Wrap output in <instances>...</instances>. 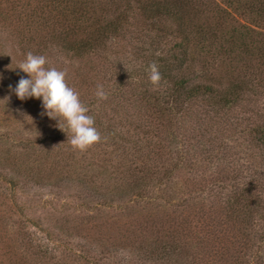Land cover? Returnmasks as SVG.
<instances>
[{
  "label": "rangeland",
  "instance_id": "374dc122",
  "mask_svg": "<svg viewBox=\"0 0 264 264\" xmlns=\"http://www.w3.org/2000/svg\"><path fill=\"white\" fill-rule=\"evenodd\" d=\"M137 46L132 41L114 47L110 63L71 60L58 50L45 55L46 66L66 70L67 83L82 102L83 85L103 86L106 99L98 100L95 89L87 97L98 101L89 114L96 127L112 129L113 137L129 140L130 144L122 143L129 152L137 145L146 147L152 139L147 136L150 128L130 90L121 99L110 95L114 79L107 69L112 65L114 71L137 78L142 68L134 70L133 54L144 45ZM26 53L0 26V264H11L8 258L13 255L27 264L37 260L32 248L25 247L27 233L36 234L34 244L36 239L45 246L50 243L49 256L57 264L84 263L76 255L100 264H257L264 250L260 239L264 212L256 214L245 250L240 246L243 228L233 220L227 201L252 177L264 179V149L249 133L255 123L264 121V88L246 95L228 115L196 107L180 119L178 131L185 135L177 141L182 147L192 145L196 159L179 165L168 191L164 186L162 191L155 189L156 198L149 204L135 198L124 167L117 169L116 139L104 133L102 141L86 151L73 150L66 133L55 127L57 121L41 115V100L21 101L10 92L9 85L14 87L27 76L18 69ZM188 71L198 75L201 63L195 62ZM225 71L219 68L216 81L226 85L230 77ZM204 147L215 151L201 152ZM260 196L264 206V193ZM178 233L182 237L175 243L178 254L173 262L148 253L156 240L163 242ZM228 252L235 255L232 260L227 259Z\"/></svg>",
  "mask_w": 264,
  "mask_h": 264
},
{
  "label": "trees",
  "instance_id": "16d2710c",
  "mask_svg": "<svg viewBox=\"0 0 264 264\" xmlns=\"http://www.w3.org/2000/svg\"><path fill=\"white\" fill-rule=\"evenodd\" d=\"M0 26L18 39L25 52L48 56L58 50L81 62L104 59L110 63L114 47L132 41L144 45L133 54L134 70L142 68L137 78L127 71H114L110 64L107 70L114 79L110 95L121 99L130 90L150 128L151 141L129 152L122 145L130 144L129 140L113 137L112 129H102L100 124L95 127L117 140V169L124 167L135 198L149 204L156 198L155 189L162 191L164 186L168 191L179 165L196 159L192 145L183 143L182 147L177 141L185 135L178 131L180 119L196 107L228 115L246 95L264 88V0H0ZM195 62L201 63V72L191 75L188 70ZM152 63L161 74L158 86L149 82L145 71ZM220 67L229 74L226 85L216 81ZM75 79L81 80L78 74ZM82 89H86L83 103L88 100L85 105L95 107L98 101L87 97L96 87L89 83ZM249 133L258 148L264 149V121L255 123ZM213 148L204 147L201 152L212 153ZM263 193L264 179L252 177L229 194L233 220L243 228L242 249L250 245L256 214L264 212ZM20 228L25 230V226ZM33 236L27 233L24 245L37 258L32 264H57L49 256L50 243L45 246L36 239L34 244ZM171 236L163 242L156 240L148 253L173 262L178 254L175 243L182 234ZM14 256L8 258L11 264H27L28 260L20 258L21 262ZM76 256L81 264H100L92 257ZM226 257L232 260L235 255L228 252ZM257 258V264H264V250Z\"/></svg>",
  "mask_w": 264,
  "mask_h": 264
},
{
  "label": "clouds",
  "instance_id": "9594fccd",
  "mask_svg": "<svg viewBox=\"0 0 264 264\" xmlns=\"http://www.w3.org/2000/svg\"><path fill=\"white\" fill-rule=\"evenodd\" d=\"M46 65L45 55L27 52L18 68L27 76H21L14 87L9 85V90L21 101L31 98L41 100V115L57 121L55 127L66 133L67 143L73 150L86 151L101 140L94 118L76 90L68 85L66 70ZM145 71L149 82L158 86L161 74L157 65L152 63ZM94 95L98 100L107 98V93L99 84Z\"/></svg>",
  "mask_w": 264,
  "mask_h": 264
}]
</instances>
